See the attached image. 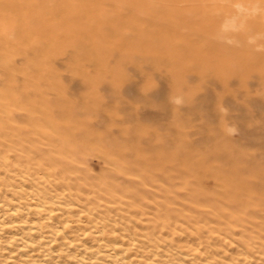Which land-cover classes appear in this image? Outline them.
<instances>
[{
    "label": "rangeland",
    "instance_id": "374dc122",
    "mask_svg": "<svg viewBox=\"0 0 264 264\" xmlns=\"http://www.w3.org/2000/svg\"><path fill=\"white\" fill-rule=\"evenodd\" d=\"M0 1L6 9L14 7L6 12L0 7L2 19L12 23L9 30L0 26V36L13 42L4 46L3 62L14 66L10 75L0 67V101L54 102L63 111L75 106L90 125L104 114L132 132L111 133V139L126 147L127 139L142 136L131 145L147 154L194 156L187 167L217 158L198 174L201 198L209 200L200 206L193 201L198 189L181 184L185 174L167 179L156 173L154 182L135 168L125 174L106 164L89 139L85 162L69 160L76 168L64 177L37 163L58 155L49 153L40 136L22 134L26 142L20 146L18 137L0 131V160L10 165L0 166V264H264V51L226 49L211 39L218 13L230 12V5ZM73 11L75 22H69ZM252 29L264 31V20L253 22ZM178 95L184 106L171 102ZM230 128L238 134L230 135ZM30 146L39 152L31 154ZM235 176L251 191L242 198L244 206L232 198ZM97 178L105 184L99 186ZM125 187L135 195L125 194ZM35 190L55 203L52 213L74 205L68 229L60 231L67 222L60 214L6 216L8 209L24 212ZM40 218H46L43 231L36 228ZM112 247L123 260L109 256Z\"/></svg>",
    "mask_w": 264,
    "mask_h": 264
},
{
    "label": "bare ground",
    "instance_id": "6f19581e",
    "mask_svg": "<svg viewBox=\"0 0 264 264\" xmlns=\"http://www.w3.org/2000/svg\"><path fill=\"white\" fill-rule=\"evenodd\" d=\"M0 7H2L3 8L2 10L5 12L9 11V9L12 10L14 8V7H7L8 9L7 10L6 8H4L5 6H2L1 1H0ZM2 15L3 14L0 13V26L3 25L6 26L7 29L8 28L12 29V23H10L9 20L2 19L1 17ZM68 15L70 19L69 22H75V18H76L75 11L69 13ZM6 44L9 45L13 44L11 37L5 35H3L2 37L0 36V67L3 68L4 71L8 72V74L10 75V71H12L14 66L5 64L4 63L5 61L3 62L4 58L2 57V54L4 53V46ZM32 52L36 53L35 51ZM178 58L179 60H182L181 58L183 57L178 56ZM72 102L73 101H71L70 104H72ZM52 103L54 102L49 103L46 101H11V100L0 101V131L3 132L6 136L18 137L19 139L18 143L20 146H23V143L26 142L22 134L40 136L41 139L46 141L47 146H49V153L55 151L58 155L54 156L50 154L45 159L46 162L45 161L42 162V159H39L37 163H42V165L48 164L49 167L51 168L52 167L57 168L55 169V172H58L60 176L65 177V175H67L68 173L72 174L74 172L72 170H75L76 167L75 168L71 167L69 160L80 161L81 163L85 162V158L88 156V153L91 152L92 149L91 146H89L90 145L89 139H90L93 142H95L98 147H100L101 150L100 152L102 153L101 158L105 161V163L114 166L115 168L119 169L121 172H124L125 174L128 173L133 168H135V170H137L144 178H148V176L150 175V181L153 182L156 181V173H159L160 175L164 176L167 179L179 178V176H174V175L185 174L180 176V179L182 180L181 184L184 187L193 185L192 186L193 189H198V193L195 195L193 201L195 200V203L200 206L208 203L209 200L202 199L201 197H203V195H200L199 193L200 190L198 186L200 180L198 179V177L200 175L198 174L202 169H206L211 164V161H216L217 158L216 159L212 157L204 158L201 159L202 160L201 163H196L197 165L200 166H197L196 164H192L193 166L187 167L186 165H184L185 163H187L186 160L195 159L194 156L184 155L180 152H171V153L169 152L168 154H162V153H157L156 151H152L147 154L145 153V151H143V149L139 148L137 145L136 146L131 145V141L134 138L135 140L141 139L142 136L137 137V135L136 137H131L132 139L130 138L127 139L124 142V144L126 145L125 147L120 143H118L117 141L111 139L112 137H110L111 133H114L115 135L120 133L117 137H122L125 134L127 136L130 135V133H132L131 130H128V128H125L123 126L122 122H116V121L112 122L108 120V118L104 116V114H100L97 120L91 122L93 123V125L91 124L92 125L91 126L89 124L90 122L86 120L83 121V118H81L82 116H84V114H81L82 111L79 114H75V112L77 111V110L75 111V106L67 105L66 108L64 109L65 111H63L60 107H58L60 105L56 106L57 104L55 105ZM18 111H24L25 113L21 112L23 114L21 115L18 113ZM22 118H24L23 122L20 121ZM10 122L12 123L18 122L24 126L21 127L14 126ZM99 129H104L103 132L104 135L103 133L102 134H100L99 132L97 133ZM133 135L135 134H132V136ZM117 137H113V138H117ZM37 142H38L37 140L32 139L31 145L34 148H39ZM2 144H3V150L6 149L4 142H2ZM29 150H31L29 151L31 154H37L39 152V149H35L36 152L35 153L31 146ZM37 156L38 155L32 156L33 160L36 161ZM23 158L27 160L25 155H23ZM4 160L2 159L0 160V166L1 167L10 166L7 165L9 163L2 162ZM133 161L138 166H134ZM123 166L125 167L122 168ZM233 169L236 170L235 167ZM109 174L112 173H108V175ZM113 175L114 174L108 177L111 178L113 177ZM187 176L193 177L194 178L193 182H190ZM243 179L244 178L242 176L240 177L235 176V178L233 179L235 180V182L237 181L236 183L238 186L233 191L232 198L237 199L238 200L237 203L240 204L241 206H244L246 204L244 202V199L242 198L249 196V194L251 193L250 190L246 189V185H244ZM221 180L223 183H225L226 178L224 176H221ZM142 183L145 184V182ZM104 184H105L104 179H99L98 185L102 186ZM69 185L70 184H66V186ZM108 186L109 184L107 183L106 190ZM75 189H78L77 184H75ZM121 190L125 192V194L129 193L135 195V193L130 192L127 189V187L122 188ZM36 195L39 201H37L36 198L34 197ZM31 197L32 198L29 199V204L25 208L24 212L20 211L17 208L8 209L5 212L6 216L15 217L22 213H25L26 215L29 216L31 215V216H39V217L42 215H48V218H50L54 214H60L62 217H67V222L65 223V225L62 226V229L60 231H65L66 229L69 228L67 224H72V221L69 220L68 214H71L74 211L75 208L74 209L72 208L74 207V205H68V204L65 206L61 205V207L57 209L59 212L52 213L53 212L52 207L54 206L55 203L45 201L42 198L43 196L40 191L35 190V193L33 192L31 193ZM86 218H88L86 219V221L90 222L89 221L90 218L89 217ZM45 219L46 218H40V220L37 221L36 228L38 229V231L39 230L43 231L47 227L46 223L44 222ZM101 236H104V233H102ZM27 246L28 245H25V247ZM108 252H109V256L115 259L116 262L123 260L119 257L120 254L117 251L116 247L110 248ZM59 256L60 253L57 252L56 257L58 258Z\"/></svg>",
    "mask_w": 264,
    "mask_h": 264
},
{
    "label": "clouds",
    "instance_id": "9594fccd",
    "mask_svg": "<svg viewBox=\"0 0 264 264\" xmlns=\"http://www.w3.org/2000/svg\"><path fill=\"white\" fill-rule=\"evenodd\" d=\"M230 5L228 13L221 15L219 25L211 39L218 45L226 48L247 47L253 52L264 51V31H254L253 22L264 20V0H223ZM243 38V39H242ZM176 106H184V97H171ZM230 135L238 134L236 128L228 130Z\"/></svg>",
    "mask_w": 264,
    "mask_h": 264
}]
</instances>
